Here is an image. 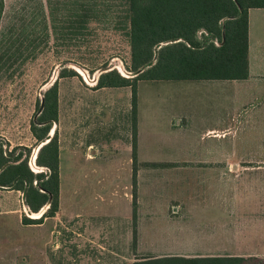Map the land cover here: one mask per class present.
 <instances>
[{"label": "rangeland", "instance_id": "obj_1", "mask_svg": "<svg viewBox=\"0 0 264 264\" xmlns=\"http://www.w3.org/2000/svg\"><path fill=\"white\" fill-rule=\"evenodd\" d=\"M3 2L0 144L7 143L9 150L33 146L30 122L43 93L57 80L61 124L82 158H61V211L56 220L26 230L18 215L0 214V264H11L17 255L18 264H30L27 234L51 232L57 236L35 241L33 264H75L79 233L83 264L89 256L104 261L106 247L114 250V264L173 252L241 256L244 264H261L264 172L250 173L249 167H264V160L223 162L218 154H263L264 128L255 129L256 142L251 143L244 128L241 144L230 136L220 142L200 138L205 125L222 120L215 109L224 100L222 82L139 80L133 112L130 87L93 88L105 68L129 77L126 0ZM64 68L81 78L59 79ZM254 111L245 105L241 118ZM88 143L92 147L83 148ZM35 153L33 147L28 166L37 173L42 170L35 165ZM87 155L91 161L84 160ZM224 165L233 171L219 176ZM133 189L136 222L140 218L143 229L135 244ZM174 229L183 238L169 239ZM90 236L94 239H84Z\"/></svg>", "mask_w": 264, "mask_h": 264}, {"label": "trees", "instance_id": "obj_2", "mask_svg": "<svg viewBox=\"0 0 264 264\" xmlns=\"http://www.w3.org/2000/svg\"><path fill=\"white\" fill-rule=\"evenodd\" d=\"M264 8V0H126L130 63L121 76L105 68L94 89L130 87L135 111V84L146 81H230L248 76V10ZM4 2L0 0V20ZM80 75L61 69L58 78ZM43 110L30 122L32 147L0 144V188L23 192L30 214L48 208L38 219L21 218L22 225L41 224L58 210L59 160L57 134L58 81L43 93ZM44 143V144H43ZM39 144L33 172L28 160ZM17 150H20L16 153ZM134 156V154H133ZM133 162H135L133 158ZM6 167L2 169L3 166ZM136 168L133 171L135 186ZM50 198V203L48 200ZM133 228L136 227V193H132ZM135 235V229L133 231ZM136 243L135 237L133 238ZM241 256H162L136 258L132 264H244ZM264 264V261L261 262Z\"/></svg>", "mask_w": 264, "mask_h": 264}, {"label": "crops", "instance_id": "obj_3", "mask_svg": "<svg viewBox=\"0 0 264 264\" xmlns=\"http://www.w3.org/2000/svg\"><path fill=\"white\" fill-rule=\"evenodd\" d=\"M209 82V81H206ZM210 82H222L223 88L220 90L224 96L223 102H220L215 104V109L218 110V117H221L222 120L215 122L213 125H205L204 129L200 132V138H210V139H216L219 142L224 141L227 137H231L236 142H239L240 144L243 143L240 138L243 135V128L244 131L247 133V137L251 138V142H256V128H264V8H251L248 10V76L246 79L243 80H230V81H210ZM106 89V88H101ZM100 90V89H95ZM226 99V100H225ZM245 105L250 106L252 109L255 108V111L252 112L248 117L241 118V113L245 107ZM259 108V109H257ZM58 123V125H57ZM56 125L54 132L57 134V141H58V160H59V168L62 169V162L61 158L67 157V155L74 157L75 160L78 159V152H74L76 150L75 144L69 140L71 135L67 133V129L65 126L61 124L60 119V113L58 114V108H57V121L54 123ZM176 129V131H180L182 129ZM52 130V129H51ZM184 130V128H183ZM75 134V133H74ZM252 137H255V140L252 139ZM248 142V141H247ZM92 143L85 144L83 148H91ZM75 147V148H73ZM80 148V147H79ZM81 149V148H80ZM62 152H65L64 155ZM236 154L226 155V154H218V157L221 156V160L225 162L226 160L230 161L233 159H242V160H249L257 161L264 160V153L262 154H247V155H239L238 157H235ZM84 157V156H83ZM90 156H85V161H91ZM211 158V157H209ZM215 158V157H214ZM213 159V158H211ZM220 159V158H219ZM133 160V158H132ZM94 168V167H93ZM219 176H226L228 172H232V167L228 168L226 165L223 167L218 168ZM42 170V169H41ZM249 172L252 173H258V172H264V167L259 166H252L249 167ZM60 174V172H59ZM222 177V178H223ZM252 181V180H251ZM222 182H225V179H223ZM254 182V181H253ZM255 183V182H254ZM137 204V203H136ZM47 206V205H46ZM45 206V207H46ZM44 208V207H43ZM42 208V210H43ZM48 208V207H47ZM28 211V212H27ZM61 211V184H60V175H59V197H58V210L54 217L51 218H45L41 222V224H35V225H22L21 218L25 214L26 217L30 219H34L29 217L28 213H31L30 210L26 205H23L22 203V192L18 190H12L7 188H0V214H12V215H18L20 225L23 226L26 230H33L34 228L44 226V224L48 220H56V217L58 213ZM44 212L41 213V215ZM78 218L80 215H76ZM38 219V218H37ZM261 223V222H260ZM259 224V221L256 222V229L255 232L257 233V226ZM135 229V235H133L132 232V238L135 237L136 241L138 239L142 238V235L140 231L143 229L141 228V220L140 218H137L136 227ZM178 230H171L169 239H181L183 236L178 235ZM56 237V232L51 233H29L27 234L25 238V248H26V254L27 256L31 257L30 264H33L35 251L33 250V245L35 241H48L50 236ZM182 234V233H181ZM82 239L83 234L79 233L77 234ZM125 238L128 240L130 238L129 232L126 233ZM80 239L79 245H77L78 249V255L77 259H75V264H83V244ZM88 240H93L94 237L90 236L88 238H84ZM92 244V243H90ZM90 248H92V245H89ZM101 247V250L103 251V247ZM44 252H41V255L43 256ZM37 254V253H36ZM105 255L106 259L104 261L99 260H93V257L90 256L84 260V264H96L97 261H99V264H114L113 263V255L114 250L111 247H106L105 249ZM162 256H184V257H191V256H207L203 254H186L182 252H173V253H167V254H159V255H153V256H144V257H162ZM211 256V255H209ZM18 257V255L16 256ZM11 260V264H18L17 258ZM142 258V257H137ZM136 259V258H135ZM132 258V261L128 264H132L135 260ZM48 261V259H46ZM21 264V263H20ZM25 264H29L28 262Z\"/></svg>", "mask_w": 264, "mask_h": 264}, {"label": "water", "instance_id": "obj_4", "mask_svg": "<svg viewBox=\"0 0 264 264\" xmlns=\"http://www.w3.org/2000/svg\"><path fill=\"white\" fill-rule=\"evenodd\" d=\"M106 71V69H103V70H101L100 71V74L101 73H103V72H105ZM77 72V71H76ZM78 73V72H77ZM79 74V73H78ZM129 75V74H128ZM43 98L41 99V101H40V105H39V108H38V110H37V113H36V115H35V117L33 118V120H35L39 115H40V113L42 112V110H43ZM44 144V143H43ZM43 144H39L37 147H36V153H35V156H34V159H36V156H37V153H38V151H39V149L43 146ZM6 167V165L5 166H3L2 167V169L1 170H3L4 168ZM32 170V169H31ZM33 171V170H32ZM5 188V187H4ZM25 195H26V189H24L23 190V192H22V203H23V205H26L25 204ZM50 203V198H49V200H48V204Z\"/></svg>", "mask_w": 264, "mask_h": 264}, {"label": "bare ground", "instance_id": "obj_5", "mask_svg": "<svg viewBox=\"0 0 264 264\" xmlns=\"http://www.w3.org/2000/svg\"><path fill=\"white\" fill-rule=\"evenodd\" d=\"M35 171H36V170H35ZM38 216H39V213H38V214H32V215H31L32 218H38Z\"/></svg>", "mask_w": 264, "mask_h": 264}]
</instances>
